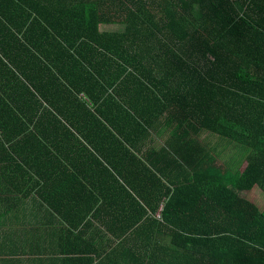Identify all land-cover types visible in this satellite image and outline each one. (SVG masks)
I'll use <instances>...</instances> for the list:
<instances>
[{"label": "crops", "instance_id": "0c3cea01", "mask_svg": "<svg viewBox=\"0 0 264 264\" xmlns=\"http://www.w3.org/2000/svg\"><path fill=\"white\" fill-rule=\"evenodd\" d=\"M28 17L0 5V264H79L96 258L93 246L102 255L109 242L119 244L132 221L110 217L97 196L123 195L124 172L154 196L144 219L160 221L172 184L188 177L186 163L204 158L203 149L229 173L240 169L244 152L188 121L203 108L173 95L158 71L163 61H139L141 76L135 61L110 56L101 40L73 43ZM203 80L196 76V95ZM71 245L77 251L65 255Z\"/></svg>", "mask_w": 264, "mask_h": 264}, {"label": "trees", "instance_id": "16d2710c", "mask_svg": "<svg viewBox=\"0 0 264 264\" xmlns=\"http://www.w3.org/2000/svg\"><path fill=\"white\" fill-rule=\"evenodd\" d=\"M33 1L0 5L28 19L33 15L31 21L64 40H101L110 56L131 67L135 61L138 75L144 74L140 62L146 57L163 61L158 71L170 77L173 95L183 97L182 92L194 111L203 108L204 115L188 114V121L245 153L240 169L229 173L203 149L204 158L186 163L188 177L172 184L160 221L144 219L147 210L155 211L154 196L134 188L124 172L123 195L97 198L109 206L110 217L132 222L116 235L119 244L109 242L102 255L93 246L96 258L75 263L264 264V0ZM99 26L123 32L99 35ZM196 76L204 77L197 95ZM183 139H191L189 128ZM120 159L129 164L126 156ZM74 249L67 246L65 255Z\"/></svg>", "mask_w": 264, "mask_h": 264}, {"label": "rangeland", "instance_id": "374dc122", "mask_svg": "<svg viewBox=\"0 0 264 264\" xmlns=\"http://www.w3.org/2000/svg\"><path fill=\"white\" fill-rule=\"evenodd\" d=\"M253 195L256 196V200L259 201V196L257 195V193L255 192ZM262 200H263V198H262Z\"/></svg>", "mask_w": 264, "mask_h": 264}]
</instances>
